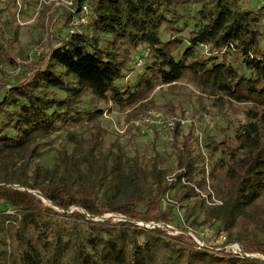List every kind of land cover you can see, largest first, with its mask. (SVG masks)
<instances>
[{"label": "trees", "instance_id": "obj_1", "mask_svg": "<svg viewBox=\"0 0 264 264\" xmlns=\"http://www.w3.org/2000/svg\"><path fill=\"white\" fill-rule=\"evenodd\" d=\"M84 1L94 13L92 30L59 36L0 99V264H264V235L257 236L264 229V3L256 8L242 6L243 0L77 3ZM189 5H195L193 23L184 33ZM2 12L0 7V59L6 50ZM141 44L147 60L133 80L120 83ZM181 78L215 104L249 103L232 133L208 135L206 142L221 204L205 205L191 184L203 185L205 154L192 131L180 134L177 125L170 166L163 164L156 132L150 152L133 145L128 155L120 143L104 146L98 131L79 154L78 147H63L52 166L35 161L42 154L41 137L101 114L98 104H81L86 90L124 106L143 100L157 84ZM49 86L67 93L58 95ZM176 187L181 189L172 195L175 202L193 198L187 210L202 207L203 220H217V230L238 226L232 240L263 256L196 242L186 226L172 222L173 205L161 204ZM108 212L126 218L101 217ZM137 220L164 221L181 231Z\"/></svg>", "mask_w": 264, "mask_h": 264}, {"label": "rangeland", "instance_id": "obj_2", "mask_svg": "<svg viewBox=\"0 0 264 264\" xmlns=\"http://www.w3.org/2000/svg\"><path fill=\"white\" fill-rule=\"evenodd\" d=\"M20 1L22 7L19 11L18 0H0V7L3 8V23H1L4 34L3 42L6 45V50L0 59V99L5 96L12 84L30 74L31 64L39 60L41 55L46 54L53 45L57 44L59 36L68 33L72 19L70 0ZM76 1L74 0L75 3ZM263 1L243 0L242 6L256 8L262 5ZM194 8L195 5H189L185 9L187 25L184 33L193 23ZM83 27V31L92 30V22L83 25ZM101 44H104L103 40H101ZM205 48L202 46V50ZM147 52V47L144 44L139 45L134 50V57L130 64L132 66L119 80L120 83L134 79L144 61L147 60ZM9 55L15 60L10 59ZM141 58L142 62L137 64V59ZM47 89L53 90L58 95H66L67 93L66 90L59 87L49 86ZM214 102L212 96L200 90L186 78H181L170 84H157L146 98L124 106L110 99H98L90 90H86L81 104L88 108L98 104L102 109L101 114L92 119L84 118L79 123L63 126L58 131L41 137L39 144L42 154L36 157L35 161L52 166L57 159L59 150L63 147H68L69 150L78 147L77 154H79L83 147H88L98 131H102V144L104 146L111 142L120 143L123 151L128 155L133 153V145H136L141 151L150 152L149 141L156 132V147L164 159L163 164L170 166L172 160L168 152L171 150L173 131L177 125L180 134L186 133L188 129L192 131V138L194 137L196 147H201L205 154L203 163L205 162L209 167L210 157L206 153L208 135L219 139L226 135L225 133H232V125L245 120L244 109L249 105L248 102L217 104ZM144 116H157L162 122L137 125L136 121ZM174 117H183L186 120L183 123L178 122L176 124L175 122L174 125L168 126V120ZM171 169L170 172H172ZM196 176L198 179L202 175L198 173ZM210 183L215 195L222 198L212 177H210ZM180 189L174 188L161 200L163 207L173 205L172 222L186 226V231L197 234L196 236L204 243L220 244L219 247L225 246L228 249H233L234 246L233 244L229 246V243L236 242L239 244V242L232 240L238 226L233 227L231 231L217 230L216 225L219 223L217 220H203L202 207H195L193 211L187 210L193 198L175 202L176 200L172 198V195L178 194ZM205 205L213 206L206 201ZM74 207L76 206L72 208ZM112 216L118 219L120 215L112 213ZM248 228L250 227L247 226L246 229ZM257 234L258 237L264 235V229L258 231ZM250 252L255 256H263L258 251Z\"/></svg>", "mask_w": 264, "mask_h": 264}, {"label": "built area", "instance_id": "obj_3", "mask_svg": "<svg viewBox=\"0 0 264 264\" xmlns=\"http://www.w3.org/2000/svg\"><path fill=\"white\" fill-rule=\"evenodd\" d=\"M69 3L71 4L72 7V19L70 22V27L68 29V32H77V31H83V25L89 24L92 22L93 18H94V13L93 10L91 8V5L87 2L84 1L82 2L80 5L74 2V0H70ZM18 4H19V11L20 8L22 7V3L20 0H18ZM140 62H142V58L141 59H137V64H139ZM185 118L183 117H174L168 120L167 124L168 126H172L179 122V123H183L185 122ZM140 121V122H138ZM162 120L157 117V116H144L142 119L137 120L136 124L142 126L143 124H159L161 123ZM205 164V162H204ZM205 167V171H204V175H203V185L199 186L194 182H191V184L193 185L194 189L196 191L199 192V195L201 197H203L205 199V201L210 204V205H217V204H221L222 203V198L215 195V192L213 191L212 187H211V183H210V175H209V167H207V164L204 165ZM168 179L171 180L174 177V171L168 173ZM182 180L184 182H187L183 177ZM137 222L139 224L145 225V226H161V227H166L169 229L170 232H179L181 231L180 229H178L177 227H175L174 225L164 222V221H150V222H144L142 220H137ZM186 233L190 234L194 240H196V242H198L201 245H204L205 243L198 237L196 236L194 233H192V231H185ZM233 246V251L237 252L238 254L241 255H253L254 254L252 252H247L244 251L242 249V247L237 244L236 242L234 243H229V246Z\"/></svg>", "mask_w": 264, "mask_h": 264}, {"label": "water", "instance_id": "obj_4", "mask_svg": "<svg viewBox=\"0 0 264 264\" xmlns=\"http://www.w3.org/2000/svg\"><path fill=\"white\" fill-rule=\"evenodd\" d=\"M29 190H33V189H29ZM35 193H37V194H39V195H41L42 196V194H41V192L39 191V190H33ZM46 199V198H45ZM75 206H77V205H75ZM107 216H112V213H110V212H108V213H104V214H102L101 215V217H107ZM98 217H100V216H96V218H98ZM113 217V216H112ZM119 218H126L125 216H122V215H120L119 216ZM240 245V244H239ZM241 246V245H240ZM255 256V255H254Z\"/></svg>", "mask_w": 264, "mask_h": 264}]
</instances>
